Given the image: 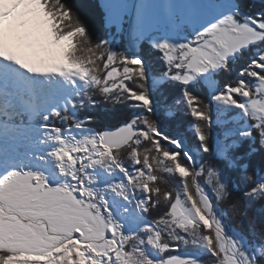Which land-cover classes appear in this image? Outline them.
I'll use <instances>...</instances> for the list:
<instances>
[{
  "label": "snow or ice",
  "instance_id": "1",
  "mask_svg": "<svg viewBox=\"0 0 264 264\" xmlns=\"http://www.w3.org/2000/svg\"><path fill=\"white\" fill-rule=\"evenodd\" d=\"M0 0V264H264V0Z\"/></svg>",
  "mask_w": 264,
  "mask_h": 264
},
{
  "label": "trees",
  "instance_id": "2",
  "mask_svg": "<svg viewBox=\"0 0 264 264\" xmlns=\"http://www.w3.org/2000/svg\"><path fill=\"white\" fill-rule=\"evenodd\" d=\"M79 3L81 5V15L86 19L93 20L97 27L102 26V17L100 15L102 9H98V5L101 2L99 0H79Z\"/></svg>",
  "mask_w": 264,
  "mask_h": 264
},
{
  "label": "rangeland",
  "instance_id": "3",
  "mask_svg": "<svg viewBox=\"0 0 264 264\" xmlns=\"http://www.w3.org/2000/svg\"><path fill=\"white\" fill-rule=\"evenodd\" d=\"M101 2V0H99Z\"/></svg>",
  "mask_w": 264,
  "mask_h": 264
}]
</instances>
